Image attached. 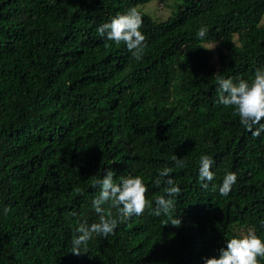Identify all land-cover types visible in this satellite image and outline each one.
<instances>
[{
    "label": "trees",
    "instance_id": "obj_1",
    "mask_svg": "<svg viewBox=\"0 0 264 264\" xmlns=\"http://www.w3.org/2000/svg\"><path fill=\"white\" fill-rule=\"evenodd\" d=\"M149 1L0 0V264H205L227 239L264 241V132L253 138L216 103L218 78L251 83L264 68V0H179L166 19L138 8ZM133 7L140 60L97 32ZM201 155L214 160L207 190ZM165 167L181 194L155 216ZM110 168L115 183L140 176L151 208L74 255L79 225L99 220L93 185ZM227 171L237 180L222 196Z\"/></svg>",
    "mask_w": 264,
    "mask_h": 264
},
{
    "label": "clouds",
    "instance_id": "obj_2",
    "mask_svg": "<svg viewBox=\"0 0 264 264\" xmlns=\"http://www.w3.org/2000/svg\"><path fill=\"white\" fill-rule=\"evenodd\" d=\"M143 19L141 13L135 8H130L123 14L114 16L110 22L103 23L97 28L100 36L105 37L108 41L116 44L123 43L132 55L140 60L146 47L145 35L141 32ZM207 27L201 26L197 30V37L203 38L207 34ZM211 49L213 47H204ZM219 85L217 89L218 99L216 103L225 107H234V114L239 116L241 124L246 130L251 132L253 138H258L261 132H264V68H257L251 83L247 80L239 79L234 82L231 78H218ZM256 127L255 130L254 126ZM179 167H184V163L173 157ZM214 160L208 155L200 156L199 180L201 187L205 190L214 180V173L211 170ZM172 169L163 168L154 183L160 186L161 183L166 185L164 192L155 200V208L152 214L155 216H169L174 210V201L172 197H178L181 194V188L175 184L170 173ZM115 172L110 168L107 169L103 178L98 180L93 187L99 186V194L93 199L92 205L99 215L98 222L88 225L87 222L81 223L77 228L79 235L74 236L72 240L71 253L80 255L82 245H87L88 241L96 236L108 237L114 234L118 223L130 219L133 215H142L146 208H151L146 198L147 188L140 176L121 177L119 183L114 182ZM237 180L235 172L227 171L219 185L218 191L222 196H227L233 184ZM215 191L217 186L212 185ZM111 204L113 208L118 209V218L114 217L111 212L105 213L104 206ZM8 209L5 208V212ZM75 215V213H73ZM173 226L179 227L181 219L171 218L169 222ZM258 257H264V241L258 237L255 232H248L241 237L227 239L226 247L220 249L218 257L206 258L205 264H259Z\"/></svg>",
    "mask_w": 264,
    "mask_h": 264
},
{
    "label": "rangeland",
    "instance_id": "obj_3",
    "mask_svg": "<svg viewBox=\"0 0 264 264\" xmlns=\"http://www.w3.org/2000/svg\"><path fill=\"white\" fill-rule=\"evenodd\" d=\"M179 0H150L138 6L139 9L148 13L154 19H166L171 15L174 5ZM210 47H214L213 44Z\"/></svg>",
    "mask_w": 264,
    "mask_h": 264
}]
</instances>
